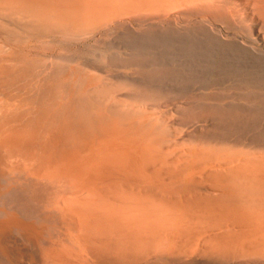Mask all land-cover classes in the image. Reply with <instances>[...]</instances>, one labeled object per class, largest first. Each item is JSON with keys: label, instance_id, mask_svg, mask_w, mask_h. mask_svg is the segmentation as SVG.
Returning a JSON list of instances; mask_svg holds the SVG:
<instances>
[{"label": "bare ground", "instance_id": "6f19581e", "mask_svg": "<svg viewBox=\"0 0 264 264\" xmlns=\"http://www.w3.org/2000/svg\"><path fill=\"white\" fill-rule=\"evenodd\" d=\"M0 178L41 264H264V0H0Z\"/></svg>", "mask_w": 264, "mask_h": 264}, {"label": "rangeland", "instance_id": "374dc122", "mask_svg": "<svg viewBox=\"0 0 264 264\" xmlns=\"http://www.w3.org/2000/svg\"><path fill=\"white\" fill-rule=\"evenodd\" d=\"M151 130L152 127H149L148 133L151 132ZM0 184L3 186L6 185V181L0 178ZM3 186L1 188H3ZM25 186L26 185H17L14 183L7 192L0 196V203L8 207H13L20 211L21 214H24L23 211H27V213L30 214L24 215L38 220V215L36 213L40 212V206H38L39 204L36 199L31 198L30 193L26 190L27 186ZM41 195L40 193L37 196L44 198V195ZM44 221L46 223V229H44L41 236L36 239L35 244L14 230L3 239H0V264H30L31 254L35 256L34 264H41L42 260L39 257L41 245L45 243L49 236L57 238L59 235H62L61 224L58 220L45 218Z\"/></svg>", "mask_w": 264, "mask_h": 264}]
</instances>
